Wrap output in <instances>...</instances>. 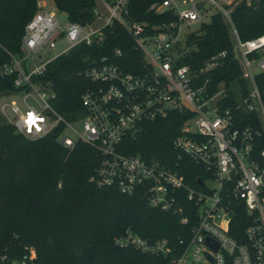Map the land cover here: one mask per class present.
<instances>
[{
    "label": "built area",
    "instance_id": "1",
    "mask_svg": "<svg viewBox=\"0 0 264 264\" xmlns=\"http://www.w3.org/2000/svg\"><path fill=\"white\" fill-rule=\"evenodd\" d=\"M241 1L152 0L148 11L161 15L156 23L131 18V0H95L91 22L68 20L62 26L54 11L43 10L44 2L38 0L36 13L25 25L19 54L10 55L0 67V78L15 75L14 86L20 89L4 107L18 133L36 140L61 127L57 141L62 146L71 149L81 141L102 155L90 178L97 186H113L126 195L142 190L151 207L178 214L183 224L190 222L189 236L179 239L181 249L175 252L167 240L150 244L129 231L116 244L169 256L168 264H264V88L257 82V75L264 73V34L241 40L231 19ZM215 13L229 25L232 57L245 86L239 104L230 86L221 81L213 88L206 76L227 51L211 56L196 71L178 65L188 35L197 30L191 26H200L204 17ZM114 21L133 38L146 70L127 73L106 57L93 61L83 71L95 83L81 96L85 114L68 120L53 107L51 84L32 79L75 46L100 43L103 29ZM60 40L65 47L50 55ZM172 110L189 113L172 145L179 156L185 155L206 172V179H197L198 188L188 186L170 167L117 150L140 122ZM179 201L190 203L191 217ZM239 209L248 217L243 242L230 234L232 217ZM34 259L32 249L10 263L6 254H0V264H32Z\"/></svg>",
    "mask_w": 264,
    "mask_h": 264
},
{
    "label": "trees",
    "instance_id": "2",
    "mask_svg": "<svg viewBox=\"0 0 264 264\" xmlns=\"http://www.w3.org/2000/svg\"><path fill=\"white\" fill-rule=\"evenodd\" d=\"M38 0H0V67L19 54L25 25L37 11ZM71 22L88 23L94 18L95 0H52ZM152 0H131L128 12L136 20L158 22L152 15ZM241 40L264 34V0H243L231 12ZM119 50V54L116 53ZM228 54L210 71L213 88L237 79L245 92L238 63L232 57L229 25L215 13L208 22L191 32L178 65L198 70L213 55ZM102 57L127 73L146 70L142 53L133 38L114 21L103 29V40L79 44L48 63L34 83H50L55 94L53 107L68 120L84 115L81 96L95 86L83 75L93 61ZM15 75L0 78V96L17 93ZM264 88V73L257 75ZM232 99V94H230ZM188 112L172 110L154 120H144L127 133L117 147L125 155H138L147 163H158L177 171L190 187L206 179L204 169L185 155L179 156L172 141L180 133ZM61 127L30 140L10 123L0 124V254L8 263L21 260L32 249V264H168L169 256L143 252L132 245L120 246L116 239L127 231L152 244L167 240L173 252L181 249L179 239L189 236L190 222L178 214L151 207L142 190L132 195L113 186H97L90 180L102 161L93 146L77 141L69 149L57 137ZM178 204L190 216V203ZM248 217L244 210L234 213L230 234L244 241ZM7 263V264H8Z\"/></svg>",
    "mask_w": 264,
    "mask_h": 264
},
{
    "label": "rangeland",
    "instance_id": "3",
    "mask_svg": "<svg viewBox=\"0 0 264 264\" xmlns=\"http://www.w3.org/2000/svg\"><path fill=\"white\" fill-rule=\"evenodd\" d=\"M44 2V8L43 10L45 11H54V13L56 14L57 19L59 20L60 24L66 25V23L68 22V17L67 14L63 11L58 10L53 1L52 0H42ZM210 15L206 16L203 18L204 22H208L210 20ZM199 25L195 24L193 26H191V29H198ZM65 47V43L63 40H60L56 47L53 49V51L50 53V55H55L57 53H59L63 48ZM16 96L14 94H6V95H1L0 96V124H4V123H10L6 117V115L4 114V107L7 103H9L12 99H15ZM24 108V106H23ZM12 125V124H11Z\"/></svg>",
    "mask_w": 264,
    "mask_h": 264
},
{
    "label": "water",
    "instance_id": "4",
    "mask_svg": "<svg viewBox=\"0 0 264 264\" xmlns=\"http://www.w3.org/2000/svg\"><path fill=\"white\" fill-rule=\"evenodd\" d=\"M230 86V91L233 94L236 103H241L242 100V93H241V87L239 84V81L237 79H232L229 83ZM200 182V180H198V183ZM206 242L209 244V240L207 239ZM213 248L216 250L217 249V244L212 245Z\"/></svg>",
    "mask_w": 264,
    "mask_h": 264
}]
</instances>
